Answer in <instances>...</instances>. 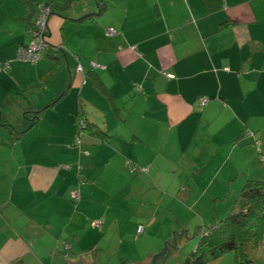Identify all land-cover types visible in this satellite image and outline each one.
<instances>
[{
  "label": "crops",
  "instance_id": "1",
  "mask_svg": "<svg viewBox=\"0 0 264 264\" xmlns=\"http://www.w3.org/2000/svg\"><path fill=\"white\" fill-rule=\"evenodd\" d=\"M30 1L33 11L0 0V63H10L0 74V264H153L125 238L140 225L137 243L150 237L140 219L154 214L137 201L154 196L157 180L208 176L223 190L208 196L215 204L240 176L264 175L237 166L264 163L252 144L264 151V0L215 10L210 0H80L50 18L51 47L36 64L19 61L18 49L37 3L52 0ZM80 115L93 131L77 147ZM246 131L253 136L239 139Z\"/></svg>",
  "mask_w": 264,
  "mask_h": 264
},
{
  "label": "rangeland",
  "instance_id": "2",
  "mask_svg": "<svg viewBox=\"0 0 264 264\" xmlns=\"http://www.w3.org/2000/svg\"><path fill=\"white\" fill-rule=\"evenodd\" d=\"M262 155H264V151ZM217 159L219 165L222 166L224 156L221 155ZM238 164V167L241 166L240 170L244 169L246 171L248 168L251 174H259L260 169L264 171L263 162H252L250 167L249 164L247 167L244 166L241 161ZM209 168L206 171L208 174L212 171L211 166ZM224 171H228V168ZM255 178L254 180L263 181L264 175H257ZM203 179L202 182L192 180L193 183L190 184L177 181L170 183V181L165 179L157 180L154 184L156 189L154 196H146V193L140 196L137 202H140L141 211L154 214V219L151 222H148V219L143 217L140 219L152 227L150 237L146 238L140 245L137 243V240L142 238L139 234L135 233L132 236L128 234L126 236L125 239L130 240L131 245H133L130 246L131 250L138 251L142 257L150 256V254L155 257L166 245L169 254L160 261V264H184L195 251L200 237L214 226L215 220L218 218L217 212L218 214L228 210H231L229 213L232 212L247 180L245 176H240L237 182L231 184L230 191L227 192L226 189L225 193H223L226 195H223L213 204V200L211 201L208 196L213 189L217 191V194L222 193L223 190L219 189L221 183L210 187V178L206 176ZM189 190H191L192 199L188 201L187 198L190 197ZM194 198H199L198 201H201L195 207L193 206ZM116 250L117 247L114 246L111 254ZM119 259L120 256L116 257L115 260ZM255 261L257 264H264V239L255 253ZM210 264H235V253L227 252L219 260Z\"/></svg>",
  "mask_w": 264,
  "mask_h": 264
},
{
  "label": "trees",
  "instance_id": "3",
  "mask_svg": "<svg viewBox=\"0 0 264 264\" xmlns=\"http://www.w3.org/2000/svg\"><path fill=\"white\" fill-rule=\"evenodd\" d=\"M20 1L26 7H29L33 11V5L30 0H20ZM78 1L80 0H52L50 3H37L35 16L28 24L27 31L30 37L29 42L32 40V32L35 31V29L37 28V19L40 13H42L43 9L48 8L50 10V14L48 16V22H49L50 18L54 14L63 13L69 10L72 7V5ZM221 1L222 0H220V2L217 3L216 0H210V7L212 8V10L220 8ZM48 31L49 30L47 28L45 32V41L48 45V48L42 52L40 60L43 58L44 53L51 47V45H49L48 43V35H49ZM23 46H20L19 49ZM3 63H9V62H3ZM26 63H30V62H26ZM168 76L171 77L172 75H168ZM95 85L100 90V92L109 101H111L113 107L115 108L114 106L115 103L112 94L109 92L105 84L99 78H96ZM70 86H71L70 84L67 86L63 94H65L69 90ZM204 99H206L207 102L209 100L208 97H204L201 99L200 104ZM79 120L85 121L86 123L85 129L83 130L79 129L78 127ZM78 121H77L76 133L74 136V144H75L76 135L78 134L79 131L81 130L85 131V135L81 138V142L83 141V138L87 136L88 133L93 131L92 126L83 116L80 115ZM94 135L98 138L99 137L103 138L104 136H107V134L101 131L100 129L94 131ZM243 136L251 137L253 136V132L252 131L243 132L240 135L239 139H241ZM252 144L254 147L257 148L258 153H260L261 159L264 161V155H262L260 143L258 141H253ZM75 146L77 145L75 144ZM78 201H74V202L77 203ZM263 239H264V180L257 181L248 178L245 182V185L239 197L235 202L232 212H230L224 219H222L219 222V224L209 229L200 237V240L197 244L195 251L185 261L184 264H210L211 262L219 260L227 252L235 253V264H257L255 261V253L260 247Z\"/></svg>",
  "mask_w": 264,
  "mask_h": 264
},
{
  "label": "built area",
  "instance_id": "4",
  "mask_svg": "<svg viewBox=\"0 0 264 264\" xmlns=\"http://www.w3.org/2000/svg\"><path fill=\"white\" fill-rule=\"evenodd\" d=\"M50 14V10L48 8L43 9L42 13L38 16L37 19V28L35 31L32 32V40L25 46L21 47L18 50L17 54V59L19 61L23 62H30V63H37L42 55V52L45 51L48 48V45L45 41V32L48 28V16ZM117 30L113 27H110L106 31V36L107 37H113L117 35ZM91 66L93 68H99L100 65H98L97 62L93 61L91 62ZM10 69V63H0V74L2 72H7ZM77 72H82L83 67L79 64L76 67ZM207 102L206 99L202 100L201 104L204 105ZM78 127L79 129H85L86 128V123L84 120H79L78 121ZM79 131L78 134L76 135L75 138V144L77 146L81 145V138L85 135V131ZM86 157L90 155L89 152H84L83 153ZM66 168H70V166H66ZM71 197L74 201H78L79 198V193L77 191H73L71 193ZM92 227L100 229L103 225V222L101 220H94L91 223ZM144 226L140 225L138 227V233L142 234L144 232ZM65 251L68 252L71 249L70 244H64ZM64 257H67V255H64Z\"/></svg>",
  "mask_w": 264,
  "mask_h": 264
},
{
  "label": "water",
  "instance_id": "5",
  "mask_svg": "<svg viewBox=\"0 0 264 264\" xmlns=\"http://www.w3.org/2000/svg\"><path fill=\"white\" fill-rule=\"evenodd\" d=\"M169 251L166 249V245L164 246L163 250L154 257L153 264H157L159 259H164L168 256ZM80 264H84L82 261Z\"/></svg>",
  "mask_w": 264,
  "mask_h": 264
}]
</instances>
